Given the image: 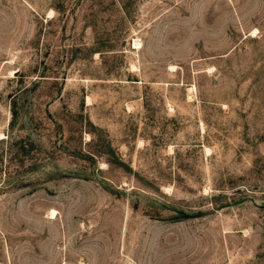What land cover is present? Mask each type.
Masks as SVG:
<instances>
[{"label":"rangeland","instance_id":"rangeland-1","mask_svg":"<svg viewBox=\"0 0 264 264\" xmlns=\"http://www.w3.org/2000/svg\"><path fill=\"white\" fill-rule=\"evenodd\" d=\"M0 264H264V0H0Z\"/></svg>","mask_w":264,"mask_h":264},{"label":"bare ground","instance_id":"bare-ground-1","mask_svg":"<svg viewBox=\"0 0 264 264\" xmlns=\"http://www.w3.org/2000/svg\"><path fill=\"white\" fill-rule=\"evenodd\" d=\"M135 45H137L136 43H135ZM134 46V45H133ZM136 47V46H135ZM53 215V214H52ZM52 215H51V217H52Z\"/></svg>","mask_w":264,"mask_h":264}]
</instances>
